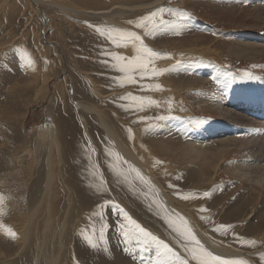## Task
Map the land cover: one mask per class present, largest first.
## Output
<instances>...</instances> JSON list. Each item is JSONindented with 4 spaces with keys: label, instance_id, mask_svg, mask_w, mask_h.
Returning <instances> with one entry per match:
<instances>
[{
    "label": "rangeland",
    "instance_id": "rangeland-1",
    "mask_svg": "<svg viewBox=\"0 0 264 264\" xmlns=\"http://www.w3.org/2000/svg\"><path fill=\"white\" fill-rule=\"evenodd\" d=\"M50 1L56 6L26 0V5L18 6L17 15H4V18L0 15V224L5 228L0 226V257H9L8 247L17 248L22 221L34 214L42 215L39 234L33 241V254L38 253L34 264L38 261L45 264L47 255L51 254L58 257V264H73L74 259L78 260L76 264H99L101 258L108 261L113 256L109 248V235L113 234L116 240L111 241L116 254L128 257L132 264H142L139 256L134 262L125 250L119 224H110L112 213L113 219L117 220L119 213V222L127 223L123 214L126 212H119L116 207L111 213L108 207L101 209L107 228L97 248L88 246L82 236L75 235L72 242L76 223L87 219L89 197L98 196L103 189L105 178L101 169L105 164H128L97 116L86 112L78 105L80 102L109 113L108 124L134 151L144 168L155 174L173 200L167 202L160 188L141 172H138L139 183L130 182L131 193L122 188L120 176L112 182L115 188L125 191L135 215L145 213L150 208L148 203L156 197L154 206L162 213L159 216L162 222L155 219L154 208L150 218L165 231L160 236V227L153 224L150 232L170 247L175 246L173 250L181 259L187 260L184 256L191 255L192 248L199 251L201 247L219 256L198 238V245L187 238V230L194 236L191 227L183 224L185 232H180L165 224L164 218L172 221L176 214L183 216L175 209L188 210L189 196L194 197L199 208L204 206L214 187L218 196L228 194L221 201L223 207L229 200V205L237 208L246 202L243 218L247 222L256 216L255 212L264 211V180L257 183L254 174L258 170L256 173L264 178V164L257 163H264V134L259 135L260 140L247 143L244 137L235 136L241 134L238 130L224 131L227 122L241 128L264 130V53L255 58L252 53H240L244 48L252 49L254 43L264 47V0H163L136 11L137 15L134 12L136 20L129 16L127 19L134 21L132 27L127 26L126 20L117 26L88 16H75L72 7H82L72 0ZM161 6L179 9L187 16L181 20L178 14L165 13L164 19L171 20L170 24L155 30L151 21H145L139 27L145 35L140 36L134 28ZM172 21L180 27L174 29ZM118 31L135 32L144 38L141 39L144 46L159 55L145 54L147 70L143 75L135 64L129 65L125 72L113 67L134 60L136 49L141 46V42L125 45ZM114 56L127 59L117 61ZM128 76L133 82H128ZM42 125L58 131L53 142L39 132ZM206 133L215 135L214 139H206ZM224 143L227 148L222 150ZM51 146H54L52 152ZM48 158L53 171L51 192L49 189L46 198L39 201L43 193L35 188V183H39L41 191L45 187ZM193 168L196 177L190 183L187 181L186 187L179 185L177 177ZM31 187L36 191L30 195ZM78 189L82 196L81 214L72 215V226L68 227L72 233L66 235L64 242L61 238L64 230L61 236L59 230L60 214L58 219H53L47 210L53 206L60 212L66 206L70 214ZM205 192L209 195L205 196ZM65 195H69V202ZM107 203L114 205L112 195L107 197ZM195 215L199 221L207 220L205 214ZM93 223L85 225L88 234ZM100 226V221L95 223L97 235ZM201 233L221 252L222 259L241 260L245 264L250 259L264 264V230L251 231L249 235L239 221L224 226L217 219ZM69 245L81 252L76 258L70 253L67 256ZM180 249L182 253L178 252ZM151 255L154 261V253ZM22 259L18 255L8 263L30 264ZM143 262L149 264V260Z\"/></svg>",
    "mask_w": 264,
    "mask_h": 264
},
{
    "label": "bare ground",
    "instance_id": "bare-ground-1",
    "mask_svg": "<svg viewBox=\"0 0 264 264\" xmlns=\"http://www.w3.org/2000/svg\"><path fill=\"white\" fill-rule=\"evenodd\" d=\"M24 1H26V0H0V12H1L0 15H1V18H4V15H9V14L10 15L12 14L13 16H14V14L17 15V13L19 12V7L18 6L21 7L22 5H24L25 4ZM37 1L39 3L45 4V5H49V6L55 5L54 2H52L50 0H37ZM72 2L75 5L82 7V8L72 7V11L71 12H73L75 16H88V17H91L93 19L103 20V21L112 23V25H117V26H121L120 23H124L122 21L126 20L128 22V24H127V26H128L131 23H133L134 21L128 20L127 18L129 16H132V19H133L134 18L133 17V13L134 12L136 14L140 9L142 10V9H145L146 7H148V6H155L156 4L163 3V0H141V1H129V2H126L125 0H72ZM58 7L61 8L63 6H58ZM262 8L264 10V6H262ZM66 9L70 11V9H68V8H66ZM2 15H3V17H2ZM10 20H11V18H10ZM114 20H116L119 23L114 22ZM134 29L138 30V34L140 36H144L145 35L144 32L143 33L140 32L141 29L139 27L134 28ZM95 31H96L97 34L99 33L98 30H95ZM141 39L144 40V38H142V37H141ZM254 44L255 45H253L252 49L248 50L247 48L246 49L244 48V49H242V51L240 50L241 51L240 53H245V55H247L248 53H252L253 54L252 57H254V58L257 57L259 54H263L264 53V47L261 46L262 44L261 45L256 44V43H254ZM167 53H170V52H167ZM196 55L194 54L195 57H196ZM199 55L200 54H198L197 58L198 57L200 58ZM152 58H154V57H152ZM169 62H171V61H169ZM185 66H183V67H185ZM185 68H187V67H185ZM206 71L207 70H205V72ZM210 72H212V71L210 70ZM191 84H194V83H191ZM154 86L156 88H158V84H154ZM262 90L264 91V87L262 88ZM97 91H98V89H96V92ZM233 98H235V96ZM78 105L80 107L84 108V110L86 112H89V113L94 114V115L97 116L101 126H103L104 129L107 131V133L110 134L111 139L114 141L113 142L114 145L118 149L119 153L121 155H123V157L126 159L128 164L126 166H124V165H115V164H105L104 167L101 169V171L103 172L102 176L105 178L103 189H102V191L100 192V194L98 196L91 195L89 197V203H91V205L86 208V214L88 215L87 219L83 218L81 221H78V223H76V225L74 227L75 231L72 234L73 235L72 242H74V240H75V235H76V237H79V236L83 237L82 233L87 230L85 225L87 226L90 223L98 222V220L97 221H93L90 218L92 217V213L94 211H101L102 208L99 207L100 205H103V208H107L108 207L109 208V212L111 210H113V207L118 208L119 212H121L120 209H123V212H126L128 214V216H130L132 219H134L137 223H139L144 229H146L149 232L151 231V228H149V227H152L153 224L160 227V225L156 224V221H154V220H152L150 218V213L152 212L151 210H153V208H154V214H155L154 216L156 217L155 219L158 220L160 222V224L162 222V217H159L162 213H160L159 208L154 206V204L156 202V197H155V199L151 200L150 203H148L150 208L145 213H142L141 215L140 214L135 215V213H136L135 208H132L129 205L128 197L126 195H124L125 191L119 190L120 189L119 187H118L119 189L115 188L113 186L114 184H112V182L120 176L122 188L126 189V192H130L131 193V192H133V189L131 187L130 182L133 181L135 183H139L140 182V177L138 175V172H141L142 174H144L146 176L147 180L150 179L151 181H153L155 183V185H157L160 188V192L165 194L164 197L167 200V202H168V200H170L171 202L173 200L171 198H169L167 193H166V191L162 189V185H161V183H159L160 181L157 179L155 174L149 172L146 168H144L143 164L138 159V157L134 153V151L126 144L125 141H123L121 139L122 137L117 133L116 129L113 128L111 126V124H108V120H107L106 115L109 114V113L107 111L104 112L103 109L102 110L100 109V111H101L100 112L94 105L93 106H86L82 102H80ZM262 106H263V104H262ZM223 114H226V113H223ZM226 115L229 116V114H226ZM237 130L241 134L240 135L238 134V135H235V136L244 137L246 139L245 142H247V143L255 142V141L260 140L261 138L259 137V135L260 134H264V130H258V129H253V128H250V129L249 128H241V127H238L236 124L230 123V122H227V124H225V128H224L225 132L228 131L227 133H229V132H235ZM39 132L41 134L48 135V137L50 138V142H53V140L57 137L56 134H57L58 131L56 132V129L54 127L51 128V127L42 125L39 128ZM123 133H124V137H127V134L125 132H123ZM244 133H245V136H243ZM208 134L209 133H206V139H208V140L214 139L215 135H208ZM262 138H264V136ZM261 141H263V140H261ZM245 142H244V144H245ZM198 145H199V143H198ZM202 145H203V143L201 141V146ZM53 148H54V146H51L50 152H52ZM221 148H222V150H225L227 148V144H225V143L222 144ZM248 148H250V147H248ZM258 148H259V146H258ZM257 163L260 166H262L264 164V163H261L260 161L257 162ZM47 168H48V173H47L48 177H47L46 185L43 188V190L41 191V187H40L38 182L35 183V188L39 192L43 193V195L39 198V201L44 200L46 198V196L51 192V183H52L51 181L53 179V171H52V166L50 165V158H48V160H47ZM262 171L264 172V166L262 167ZM256 172H258V170L254 172V174H256V176H257L256 182L260 183V182H262L264 180V178L261 175H259L258 173H256ZM195 177H196V170L193 168V169L189 170L188 172H186L184 175H181V176L177 177L176 182L179 185H183L184 184V187H186L188 185V183H190V180H193ZM187 181H188V183H187ZM87 182L89 183V180ZM114 182H116V181H114ZM35 188L31 187V189L29 191L30 195L35 193V191H36ZM49 189H50V192H49ZM63 190L61 189V191H63ZM215 191H216V188L214 187L212 189V194L209 196V199H208L207 203L204 206H200V208L197 206L194 197L189 196L188 200H187L188 210L180 209V208L175 209L178 212H181L183 214V216H181V214H176V218L175 219L171 218L172 221L171 220L167 221L166 218H164V220L166 221L165 224H167L169 227L171 226L172 228H174V230H177V231H180V232H185V229H184L185 226L183 224H186L187 225L186 227H191V230H192V232H193V234L195 236V239L198 238L202 242V244H204L206 247H208L209 251H211V252L214 251L215 254H219V256H220L221 252H219L216 249V246H214L213 243H209L210 241L208 239H206L205 236L203 235V233H201V232H203L205 230V228H207L210 223L216 222L217 219H220L221 222H224V226L227 225V224L234 225L235 221H239L240 224H241V227L244 228L245 230H247L249 235H251V231H256V233H260L261 231L264 230V211L261 209V210H259V212H255L256 216L252 220L250 219V221L247 222L246 219L243 218V215H244V212H245L246 202L244 204H242L243 206H241L240 208H237L236 205L230 206L229 205L230 204L229 203L230 200H229L227 205H225V207H223L221 201L223 199H226L228 194L222 195V197H220V196H218L215 193ZM79 193H80V190L78 189V191H76V193H75L76 194V197H75L76 204H75L74 209H72L70 214H69V210L65 208L66 206L63 207L62 209L60 207V209H61L60 212L59 211L57 212L56 211L57 208L54 209L53 206H49L48 210H47V213H49L51 218H53V219H58L57 217L60 214V216L62 218V221L59 220L60 221L59 230H60V236L62 234V230H64V234H63V236H61V238H62V240H64V242H65V239H66V235H68V233H72V232L68 231L69 224L72 226V222H73L72 221V215L74 213L81 214V210L79 208L82 207V204H81V197L82 196ZM72 194H70V195H72ZM109 195H112L114 197V199H115L114 205H108L109 203H107V197ZM65 196H63V197L65 198ZM65 200L68 201V202L70 201L69 195L66 196ZM28 202H29V198H27L26 204H28ZM156 208H157V210H156ZM167 212H168V209H167ZM195 214H205L206 217H207V220L199 221V217H197ZM114 216L115 215L113 213L111 214L110 217L108 216L110 218V220H111L110 224H116V226H117V224H120V222L118 220L120 215L118 213V215L116 217L117 220L113 219ZM138 216H139V218H138ZM179 216H181V219L178 218ZM41 217H42V215L41 216H36L34 214L25 216L24 220L22 221V225L19 228L20 229L19 235L16 238L17 248L15 249L13 247H8L9 251L11 252V254H9V257H0V264H7L13 257H15V256L18 257V255L21 256V258H23L22 260L25 259L30 264H34L35 263L38 253L37 254H33V250L32 249H33V246L35 245V243H33V241H34L35 237L39 234L38 224H39V221H40ZM114 220H115L116 223H114ZM256 220L258 222H255ZM144 221H146L147 224H145ZM45 222H46V219H45ZM49 222H51V220H49ZM169 222L171 224H169ZM188 224H189V226H188ZM0 226H2V225L0 224ZM181 226H182V228H181ZM112 227H113V225H112ZM2 229L5 230V228L3 226H2ZM116 231H117V229H116ZM163 231H165V230H163V228L160 227L158 234L160 233L159 235L161 236L162 235L161 232H163ZM46 233H47V231H46ZM185 234L187 235V238H189L188 237V230H187V232H185ZM108 235H109V233H108ZM113 235L112 236L109 235V237L114 242L116 240V236L113 237ZM111 240H109V242H110L109 248L112 249L113 256L108 261H107V259H102L101 258L100 261H99V264H132L131 260L128 257H126V259H125L124 257H122L120 255L118 256L116 254V251H115L116 247L113 246L114 244H113V242ZM35 242H37V241H35ZM168 242H169V240H168ZM171 245L173 246L174 244H171ZM43 247L44 246H42V248ZM174 247L175 246H173V248ZM50 249H51V247H50ZM178 252L182 253V249L178 250ZM69 253H70V255L72 254L71 256H75V258H76L81 252H79L77 247L72 248V246L69 245L68 249L66 250L67 256L69 255ZM151 254L148 253V255L145 256L146 257L145 261H147L149 259H152V255ZM28 255H30V257H28ZM39 255H40V253H39ZM223 256L230 257L229 255H223ZM184 257L187 259L188 264H197L195 259L192 258V254L191 255H185ZM39 258H40V256H39ZM246 260L249 262V264H258L256 262L250 260V259H246ZM76 261H78V260L74 259V261L72 263L76 264ZM65 262H67V261H65ZM23 263L16 262L14 264H23ZM37 264H41V262L38 261ZM45 264H58V257H53L52 254L51 255H47L46 260H45ZM143 264H144V262H143Z\"/></svg>",
    "mask_w": 264,
    "mask_h": 264
},
{
    "label": "snow or ice",
    "instance_id": "snow-or-ice-1",
    "mask_svg": "<svg viewBox=\"0 0 264 264\" xmlns=\"http://www.w3.org/2000/svg\"><path fill=\"white\" fill-rule=\"evenodd\" d=\"M169 13L172 15H179L180 19H184L187 14L179 9H173L171 7H159L153 12L149 14V16L145 17L141 23L137 24V27H143L145 21L152 22L153 30L159 28L161 25H169L170 21L164 19V14ZM158 21V22H157ZM174 29L180 27V24L176 22H171ZM120 40L123 41L125 45L128 42H132L135 45L136 42H141V37L137 35L135 32L131 31H121L119 32ZM137 55L132 61H128L127 64L124 65H113V67H119L121 72H125L129 65L135 64L137 68L140 70L141 75L147 70L146 65L144 63V56L147 54L148 56H155L158 55L157 53L153 52L151 49L144 46L141 42V46L136 49ZM114 59L117 61H125L127 58L123 56H114ZM155 72V69L152 70ZM127 80L129 83L133 82L132 77L128 76ZM165 117H161L164 119ZM205 196L209 195V193L205 192ZM99 207L103 208V205ZM123 212V209H120ZM124 214V220L127 221L121 222L118 225L119 233L123 241L125 242V250L128 251L130 257L135 262L137 256L140 257L141 262L146 259V253H154L155 260L149 259V264H188L187 260L181 259L176 252L170 247L167 243L163 240L159 239L156 235L152 234L149 231H146L139 223H137L134 219L128 216L127 213ZM104 213L103 211H94L92 213L93 221H100L101 226L99 228V232L97 235V231L95 228V223L91 225V234H88L87 231L83 232V239L86 241L88 246L92 248H97L99 246L100 241H103L105 238V230L107 228V224L103 223ZM183 234V233H182ZM188 237L195 242L197 245L199 241H196L195 237L188 233ZM245 243H255L254 241H245ZM131 246V247H129ZM192 258L197 260L199 264H245L244 261L241 260H229V259H222L219 256H213L210 252L203 251L202 247L199 249L192 248Z\"/></svg>",
    "mask_w": 264,
    "mask_h": 264
}]
</instances>
